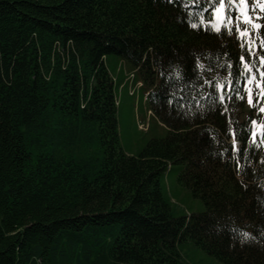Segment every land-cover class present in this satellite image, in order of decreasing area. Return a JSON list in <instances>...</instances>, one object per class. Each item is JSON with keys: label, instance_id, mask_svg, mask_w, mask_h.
Here are the masks:
<instances>
[{"label": "trees", "instance_id": "obj_1", "mask_svg": "<svg viewBox=\"0 0 264 264\" xmlns=\"http://www.w3.org/2000/svg\"><path fill=\"white\" fill-rule=\"evenodd\" d=\"M189 5L0 0V264H189L185 245L264 264V102L240 62L264 89V12L242 49L200 25L207 4ZM123 70L167 128L137 156L120 139ZM170 165L204 212L178 216Z\"/></svg>", "mask_w": 264, "mask_h": 264}, {"label": "rangeland", "instance_id": "obj_2", "mask_svg": "<svg viewBox=\"0 0 264 264\" xmlns=\"http://www.w3.org/2000/svg\"><path fill=\"white\" fill-rule=\"evenodd\" d=\"M142 106L143 104L139 105L137 101L135 102L134 98L124 94L117 115L122 148L127 154L134 156L139 155L151 140L164 139L167 136V128L155 118L150 119L147 131L138 129L137 117L143 116L145 120H147L146 116L148 118L151 117L150 114L146 115ZM249 107L251 108L250 104ZM182 170V165H173L164 175L165 194L171 200L172 206L178 216L202 213L205 211L203 202L195 199L191 192L183 188L178 182ZM183 253L189 264H222L192 245H185Z\"/></svg>", "mask_w": 264, "mask_h": 264}, {"label": "snow or ice", "instance_id": "obj_3", "mask_svg": "<svg viewBox=\"0 0 264 264\" xmlns=\"http://www.w3.org/2000/svg\"><path fill=\"white\" fill-rule=\"evenodd\" d=\"M207 4L209 8H201L199 11L195 12V15L199 16L200 25L205 28V30H213L216 32L227 31L229 34H232L235 31L237 38L240 39L241 48L244 49L246 44H250V40L246 38H250L251 29H259L261 27L260 24L256 23L253 20V16L251 13L255 12V8L258 6L260 11L264 12V0H254V4L250 9L248 6V0H189V4L197 5V4ZM188 5H186L187 7ZM211 11V16L206 18L204 13L207 11ZM235 12V17L232 16L231 13ZM261 17L257 14L255 16V20H259ZM215 21V23H214ZM229 25H234L230 27ZM242 25H249L250 27H242ZM190 26L193 29H196L198 25L196 23H191ZM264 43V42H262ZM247 53L251 56L252 49L249 46L247 49ZM262 63H264V57H260ZM240 62L244 65L246 71L249 73L248 78L245 80V86L251 83L256 79L252 73V67L249 61H246L244 56L240 57ZM197 67H202L201 65H197ZM260 72V69H257ZM261 77H264V72H260ZM207 83V81H205ZM257 87H260L259 82L257 83ZM218 92L231 91V82L225 84H217L216 85ZM248 92V103L252 104V91L251 89H247ZM238 98L240 97L239 92L237 93ZM224 96L221 95V101L224 100ZM259 111L264 112V107L260 108ZM253 124H256L257 121H252ZM235 150V148H233ZM244 236L247 237L248 234L244 233Z\"/></svg>", "mask_w": 264, "mask_h": 264}]
</instances>
